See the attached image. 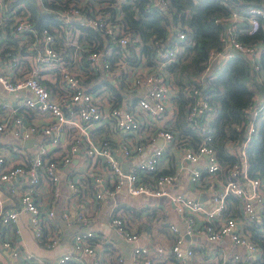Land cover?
Segmentation results:
<instances>
[{
    "label": "built area",
    "instance_id": "obj_1",
    "mask_svg": "<svg viewBox=\"0 0 264 264\" xmlns=\"http://www.w3.org/2000/svg\"><path fill=\"white\" fill-rule=\"evenodd\" d=\"M53 3L49 7L39 1V11L50 14L54 23L37 28L26 0H0V46L10 35L17 41L18 52L22 46L26 50L24 59L11 51L0 57V86L16 94L15 102L0 100V133L9 132L19 141L37 139L31 149L13 143L11 157L0 151V183L16 199L14 205H0V224L12 229L17 238L20 229L13 224L24 210L35 237L47 247L60 240L58 220L75 226L70 245L78 264H105L111 252L118 264H186L194 249L184 245L185 236L199 232L214 242L227 236L234 245L258 255L260 247L245 227L262 222L264 181L247 173L246 161L264 106L262 44L242 41L239 34L264 31V7L238 8L221 0L228 11L214 19L222 23L221 46L208 50L200 72L181 77V89L188 98L184 116L197 129L198 116L208 123L218 109L207 87L209 77L237 57L248 59L255 73L258 87L242 118L232 123L237 135L223 142L233 160L220 181L216 176L222 166L211 136L201 134L194 143L176 127L180 87L170 65L191 43L186 25L175 24L167 27L165 35L144 40L124 19L128 11H122V6L127 0ZM166 5L167 0H147L143 9L132 6L131 16L151 18L155 8ZM6 17L13 21L9 29L1 27ZM146 45L149 50L144 49ZM29 54L32 66L25 64ZM123 158L131 159L129 167H122ZM182 172L208 190L207 203L178 188ZM118 193L129 197L126 202L115 199L108 208L109 230L91 227L89 221L94 210L102 209L103 198ZM229 195L237 200V215L226 212ZM159 198L183 223L167 221L172 235L169 246L150 231L140 230L139 223L130 219L132 208H126L137 202L140 212H160ZM48 221L55 227L45 231ZM14 238L0 239V257L7 251L19 257L17 264H72L75 260L70 251L49 260L28 251L20 253ZM214 253L221 263L229 257L241 258L239 252L228 254L223 248ZM170 256L174 262L168 261ZM255 259L245 256L247 264H255Z\"/></svg>",
    "mask_w": 264,
    "mask_h": 264
},
{
    "label": "trees",
    "instance_id": "obj_2",
    "mask_svg": "<svg viewBox=\"0 0 264 264\" xmlns=\"http://www.w3.org/2000/svg\"><path fill=\"white\" fill-rule=\"evenodd\" d=\"M29 8L32 10L34 23L37 28L42 25L54 23L50 14L40 12L39 5L35 0H26ZM45 6H53L54 1L65 4L67 0H40ZM128 4L122 6L124 19L144 40L148 37L159 34L165 35L167 27L181 23L186 25L187 37L191 43L187 45L180 58L172 62L170 68L173 70L174 78L180 87L178 94V112L176 117V127L181 134H187L194 143L199 141V135L209 134L210 142L216 147V153L221 164L228 165L233 156L224 151L223 142L228 137L237 135L233 122L242 118L243 108L250 102L254 89L258 87L255 73L248 59L243 57L231 58L227 61L225 67L215 76L208 78L207 87L211 90V101L214 102L218 109L210 122L204 123L203 116H198V126L200 128L192 129L187 124L184 110L188 104V98L181 89V77L200 72L205 66L207 52L211 47L221 46L219 34L222 30V23L214 22L216 17L224 16L228 11L225 5L220 3L221 0H205L200 3H193L192 0H167L165 9L155 8L151 18L135 19L131 16V8L139 7L143 9L147 0H127ZM230 3V0H227ZM234 4V3H233ZM255 4L264 7V0H240L236 7L243 8L247 5ZM149 16V13H146ZM13 21L4 18L3 29H9ZM239 38L246 42H259L262 44L260 53V63L264 74V31L259 29L252 34H239ZM144 49L149 50L146 45ZM0 57L2 54L11 51L24 59L26 55L25 46L18 52L17 41L7 35L4 39V45L0 46ZM187 103V104H186ZM204 111H202L203 113ZM257 132L252 134L248 146L246 161V171L251 176H259L264 181V106L259 113L257 121ZM234 203V197L229 195ZM132 200V199H131ZM126 208H132V216L139 218L134 220L139 223L140 230H151L156 224L167 225L165 214H158L155 211L146 210L140 212L141 207L131 204ZM262 222L260 224H251L247 226L250 237L259 245L260 254L255 259V264H264V204L262 206ZM133 220V219H132ZM263 224V227H261Z\"/></svg>",
    "mask_w": 264,
    "mask_h": 264
},
{
    "label": "crops",
    "instance_id": "obj_3",
    "mask_svg": "<svg viewBox=\"0 0 264 264\" xmlns=\"http://www.w3.org/2000/svg\"><path fill=\"white\" fill-rule=\"evenodd\" d=\"M39 1L40 0H35V3L39 5ZM25 64L27 66L33 65L32 54L27 55V61H25ZM28 93L29 92H27V94ZM4 97L7 98L8 101L11 102L16 101V94H10L0 86V100ZM27 119L28 118H26V120ZM32 138L35 140L26 144L25 142L19 141L18 139L14 138L9 132L0 133V151L5 152L9 157H11L10 153L13 151L11 145L13 143H18L23 147H25L26 149H31L35 146L37 142L36 138L34 137ZM160 142L161 140H158V143ZM73 160L75 164H78L76 165V167L77 166L79 167V163H76L78 161L77 157H74ZM130 163H131L130 158H123L121 160V165L123 168L129 167ZM221 166H222V170H220L218 172V175L216 176V179L220 181L225 179V172L228 165L222 163ZM215 183L218 184L217 181ZM178 188L185 195L196 197L204 203H207L209 200L208 190L205 187L197 186L193 181L190 180V178H188L185 172L184 173L182 172L179 178ZM85 197H88V195H86ZM128 197L129 196L122 193H118L114 197H104L102 209L99 211L94 210V215L89 221L91 227L102 229L107 232L109 230L107 223L108 208L115 199H123V201L126 202ZM229 197L230 196H228V207L226 212L232 215H237L239 212L238 205L237 203H234L232 201V198ZM81 199H83V197H81ZM234 199L235 201H237L235 197ZM15 200H16L15 197L9 193V191L4 187L2 183H0V205L3 207H8L16 204ZM158 200H161V198H159ZM65 203L66 201H64L62 198V206H64ZM160 203L161 204L158 207V209L159 210L162 209V211L160 210V212H155V213L165 214L166 222L172 221L178 224L179 226H182L183 223L179 214L176 213L175 210L168 203H165L164 200H161ZM136 205H138L137 202ZM155 224L156 225L151 230L148 231H150L157 240L169 246V244L172 241V235L169 231V228L167 227L166 224L163 226L158 225L157 222ZM55 225L58 226V231H60V240L55 246L47 247L43 243H40L35 237L34 232L28 223V213L25 212L24 210H20L18 219L16 223L13 224V227H18L20 229L17 238H14L15 236L12 232V229H9L7 226H2L0 224V239L8 235L12 236L16 240L19 246L20 253L25 251L32 252L35 255H37L38 258H40L41 260H46V259L49 260L51 258L56 257L58 254L62 253L63 251H70L74 256L73 258L75 259L72 264H78L77 262L78 259L76 258L75 255L76 252L74 251V249L73 250L71 249V245H70V237L72 235V232L76 229V227L67 226L60 220H58V223H56ZM55 225L53 222L50 223L48 221L43 225V228L45 231H49L51 227H55ZM245 228L247 230V227ZM184 245H190L194 249L193 255L186 258L185 260L186 264H247L245 260L246 255L253 256L255 259L258 258L260 254L259 253L257 255V252H249L247 249H245L242 246L234 245L231 242L230 238L227 236L222 237L217 242L210 241L206 238V236L202 232L186 235ZM222 248L226 250L228 254L232 252H239L241 254V258L234 259L229 257L225 263H221L220 260L216 258L214 251H220ZM18 259L19 257L16 258L12 254H9L7 251H4V255L0 257V264H17ZM168 261L174 262V258L170 256ZM105 264H118L116 262V258L113 252L109 254V256L107 257V263ZM177 264H182V263L178 262Z\"/></svg>",
    "mask_w": 264,
    "mask_h": 264
},
{
    "label": "water",
    "instance_id": "obj_4",
    "mask_svg": "<svg viewBox=\"0 0 264 264\" xmlns=\"http://www.w3.org/2000/svg\"><path fill=\"white\" fill-rule=\"evenodd\" d=\"M231 2H233L234 4H238L240 2V0H230ZM35 139H33L32 137H28L26 139L23 140V142H25L26 144L30 143L31 141H34ZM148 200H153L151 198H149Z\"/></svg>",
    "mask_w": 264,
    "mask_h": 264
},
{
    "label": "rangeland",
    "instance_id": "obj_5",
    "mask_svg": "<svg viewBox=\"0 0 264 264\" xmlns=\"http://www.w3.org/2000/svg\"><path fill=\"white\" fill-rule=\"evenodd\" d=\"M133 220H138L139 221V218L136 217L135 215L131 217Z\"/></svg>",
    "mask_w": 264,
    "mask_h": 264
}]
</instances>
